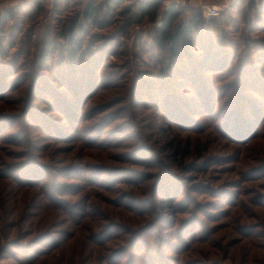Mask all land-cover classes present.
<instances>
[{"label": "rangeland", "instance_id": "374dc122", "mask_svg": "<svg viewBox=\"0 0 264 264\" xmlns=\"http://www.w3.org/2000/svg\"><path fill=\"white\" fill-rule=\"evenodd\" d=\"M23 1L0 0V11ZM87 1L103 0H70L59 20L52 0L45 2L23 43L25 64H36L42 31L70 20ZM172 2L187 8L183 17L192 7L205 17L206 6L218 9L219 22L206 28L211 58L226 60L209 76L217 108L208 110L182 71L170 73L165 53L151 49L154 23L145 18L123 28L130 14L121 10L134 12V0L112 6L106 26L89 28L82 44L88 55L98 52L89 76L97 82L79 92L74 75L56 81L58 70L42 66L49 87L43 98L36 92L30 127L27 119L9 131L24 146L28 133L36 171L18 187L0 177L9 232L0 239V264H156L157 246V264H264V117L245 116L264 105V0H164ZM19 26L0 54L8 73L28 25ZM5 88L1 82L0 111L17 112L22 88L3 97ZM75 96L81 105L73 113ZM234 106L240 114L232 115ZM20 150L0 139V159L14 160L11 152ZM12 242L10 251L3 247Z\"/></svg>", "mask_w": 264, "mask_h": 264}, {"label": "trees", "instance_id": "16d2710c", "mask_svg": "<svg viewBox=\"0 0 264 264\" xmlns=\"http://www.w3.org/2000/svg\"><path fill=\"white\" fill-rule=\"evenodd\" d=\"M134 1V12L131 13V10L129 9L121 10L122 14H130V16H128L130 18H127L124 22L123 28L126 27L125 29H127L133 23H140L145 18L151 23H154L153 29L147 34L150 40L149 46L151 49L165 53L167 57L165 67H173L170 73L175 75L178 71H182V75L188 83L195 88V91L198 90L199 94L195 92L194 97L198 98L201 102L206 101L205 104L208 107V110H210L212 105H214V108H217V103L213 101V83L209 76H212L214 75L213 73L223 69L221 65L226 66V62H224L226 60L224 59L221 63H218V61L211 58L208 49L213 47L214 38L210 35L211 31H206V28L219 22V14L205 17L202 13V9H195L192 7L189 8L188 14L183 17L182 15L186 12L187 8L175 2L165 5L164 0ZM45 2H47V0H25L21 4L0 11L1 55L8 52L7 45L12 43L14 41L13 39L16 38L15 33H17V28L14 27L17 25L21 26V24L28 25L25 31L23 28V32L20 34L21 36L18 37L20 38V44L14 52H12L11 60L14 62L16 61L15 63L10 62V65L13 66L11 69L13 70L8 73L7 70L9 69V66L0 61V83L2 82L5 87H11L9 89L5 88L6 91L1 93L2 96L10 95L11 92H15L17 89L22 88L21 92L17 90L20 96L14 99L16 102L19 101L20 103L19 105L16 104V106H14L16 108L19 106L18 111L12 113L0 111V139H6L9 143L15 145L17 143V146L21 147V150L16 157H14V152H11L13 158H15L14 160L0 159V172L1 175H3H0V177L10 179L15 183L14 186L17 187L22 183H30L34 181L33 175H35L36 170H34V167L36 163L31 152L32 139L29 138L28 133L27 135L24 134L26 139L23 140L25 145L26 141L29 140L27 147L23 145L21 138H18V134L16 135V139L13 133H11L12 131H9L13 127V124L18 123V125H20V122H26L27 119L28 120L24 125L30 127L31 120L29 119L32 117V110L34 108L33 101L36 100V92L38 93L37 98H43L44 91L49 87L47 86L49 84L46 78L40 77V68H42V66H48L50 67L51 72L58 70L55 72L57 73L55 74L56 76H54L56 81H64V79H67L68 75H74L76 77L74 79H76L77 83L79 82L78 87H76V90L79 92L91 88V81H94V83L95 81L97 82V79L93 80V78H89V76H91V67H93L99 60V55L98 52L94 56L90 54L88 55L82 47V44L85 36H90L88 31L89 28L96 25L101 27L106 26L105 15H108L113 9L112 6L120 3L121 0H103L97 3L87 1L83 8L78 9L75 16L70 20L62 21L60 24L55 22V27L57 28L51 26V28H53L52 32H50V27L45 28L38 38V49L33 56L37 59V62L30 66L25 64L30 57L27 55V48L23 43L29 42L33 20L43 12L46 5ZM69 2L70 0H52L51 12H54V16L58 17V20L61 17L59 15L66 11ZM8 26L11 27V29L6 32ZM20 26L18 28L19 31L21 30ZM4 36L8 37V39L10 37L12 40L3 43L2 38ZM88 38L90 39V37ZM137 44L138 48H140L141 45H139V42ZM99 53H102V51H99ZM197 53L199 55H196ZM56 58L57 61H55ZM62 66H64V74H62L63 70L60 68ZM15 69L16 72L13 75L17 76L11 74ZM61 75L62 78H60ZM17 77L19 80L12 85L11 82L17 79ZM83 82L86 84H83ZM96 89L97 87H94L89 91H93L91 92L92 94ZM19 98L20 100H18ZM238 98L239 97H237V99ZM237 99L234 102L239 105L240 103ZM78 101V98L75 96L73 104L75 109L73 113L80 108L81 101ZM65 104V108L67 109V107H71L72 102L68 104V101L65 100ZM249 106H252V104H249ZM249 108L250 111L248 109L246 110L248 112H245L247 118L250 116H257L255 117L257 119L264 117V105L262 107L257 106L253 109L251 107ZM52 110L53 109H50V111ZM36 111L39 112V108ZM231 111H233L232 115H235L236 113L240 114V111L236 109L235 106L231 108ZM40 113L42 112L40 111ZM78 115L79 114H76L75 116L78 117ZM80 116L82 117V114H80ZM246 123L248 122L246 121ZM164 195L165 198L171 199V194L169 192H166ZM6 213L5 209L0 210V239L3 238L4 240L9 233L7 229H5L7 218ZM198 237L200 236L197 234V238ZM13 245L14 243L12 242L5 244L3 247L10 251V248ZM150 246L155 247L154 245ZM159 251L160 249L157 246V261L163 258L159 255ZM122 257L123 255L119 258L122 259ZM149 261L148 264L152 262V258H150ZM158 263L166 264L167 262L161 260ZM151 264H155V262H152Z\"/></svg>", "mask_w": 264, "mask_h": 264}, {"label": "built area", "instance_id": "2783aa9c", "mask_svg": "<svg viewBox=\"0 0 264 264\" xmlns=\"http://www.w3.org/2000/svg\"><path fill=\"white\" fill-rule=\"evenodd\" d=\"M217 10H218L217 7L214 5L206 6V8H204V13L207 16H211V15H215L217 13Z\"/></svg>", "mask_w": 264, "mask_h": 264}]
</instances>
